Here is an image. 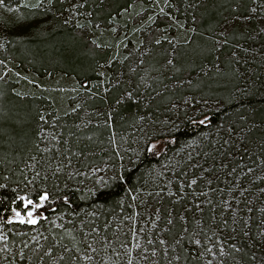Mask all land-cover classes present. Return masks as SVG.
Segmentation results:
<instances>
[{"label":"trees","instance_id":"trees-1","mask_svg":"<svg viewBox=\"0 0 264 264\" xmlns=\"http://www.w3.org/2000/svg\"><path fill=\"white\" fill-rule=\"evenodd\" d=\"M261 20L264 0H3L0 264H264ZM59 73L64 105L34 85Z\"/></svg>","mask_w":264,"mask_h":264},{"label":"rangeland","instance_id":"rangeland-1","mask_svg":"<svg viewBox=\"0 0 264 264\" xmlns=\"http://www.w3.org/2000/svg\"><path fill=\"white\" fill-rule=\"evenodd\" d=\"M260 24H261V27H263L264 26V20H261L260 21ZM174 37H175V39H177V40H182V38H184L185 37V34H181V35H179V34H174ZM171 38H172V36H171ZM220 38V37H219ZM172 39H174V38H172ZM172 41V40H171ZM176 41V40H175ZM73 78L70 76V77H68V76H65L64 74H62V73H59L58 75H54V76H49V77H46V78H43L42 79V81L39 79L38 81L39 82H36V83H34V85L37 87H45L44 89H50L49 91V93H50V95H54V96H56V97H58V98H60L61 99V104L62 105H64V104H66L67 103V101H66V99L70 96V95H77L78 96V94L76 93V85L77 84H75V82H74V80H72ZM37 81V80H36ZM103 91H105V90H103ZM92 92V91H91ZM79 94H81V93H79ZM81 95H83V94H81ZM92 95H95L94 93L92 94ZM76 96V97H77ZM68 100V99H67ZM186 104V106H187V103H185V102H183L182 104H179L178 106H181V107H184V105ZM65 106H67V105H65ZM62 108H64V107H62ZM95 111H97V114H94V115H96L97 117V119L95 118V120L93 121V122H95V123H102L103 122V119L102 120H100L99 119V117H100V115H101V113H102V109L101 110H99L98 108L95 110ZM99 111V112H98ZM83 114L84 115H86L87 114V112H83L82 113V116H83ZM85 122H87V121H85ZM113 134V131H112V133H111V136H113L112 135ZM120 135V134H119ZM44 137V136H43ZM110 138H112L111 140H112V142H113V144H114V147H116L118 144H116L117 143V137H110ZM46 140V139H45ZM42 141H44V140H42ZM119 143V142H118ZM135 140L132 138L131 140H129V141H120V143H119V148L117 149L118 151L120 150L121 152H122V148L124 149L123 151L125 152V151H134L133 149H134V145H135ZM44 146V145H43ZM104 147H105V145H104ZM122 147V148H121ZM104 149V148H103ZM107 149V148H106ZM102 150V149H101ZM104 151V150H103ZM120 158H122V156L120 157ZM121 160V159H120ZM112 162V160L110 159V157L107 155L105 158H103V159H101L100 160V162H98V163H94V164H91V163H89L91 166L90 167H88V165L86 166L87 168H88V170H86L85 171V169H86V167H85V169H83V170H81V174H79V175H81V176H87V177H92V175L93 174H95L96 176H98V178H100L101 176H106V174H108L110 171H111V169H113L112 168V166H110L111 165V163H109V162ZM34 165V164H33ZM111 168V169H110ZM161 168V167H160ZM160 168H158V169H160ZM60 169L61 168H56L55 169V173L57 172V173H60ZM74 169L72 168H70L69 167V169H67V172H68V174L67 175H70L71 176V174L73 175V173H74ZM30 189L32 190L33 189V187L32 186H30ZM41 197H47V194L46 193H44ZM41 197H40V201H35L33 198H26L25 199V205H27L28 206V208H27V210H26V212H21V211H19V210H16V211H14V213H13V215L10 217V219H12V220H20V221H27L28 223H30L29 221L30 220H34L35 222L38 220V218H39V214L37 213V208H39L44 202H45V200L46 199H41ZM28 201H32V203L31 204H28ZM238 201V200H237ZM249 203H251V201L249 202ZM231 206H233V205H231ZM250 209V206L248 207V210ZM29 213H31V215H29ZM248 219V218H247ZM247 222V221H246ZM249 226V225H248ZM220 233V232H219ZM220 235H225L224 233H223V231L221 232V234ZM5 237V234H4V230H3V225L2 224H0V241L3 239ZM218 241H219V238H218ZM237 248V247H236Z\"/></svg>","mask_w":264,"mask_h":264},{"label":"snow or ice","instance_id":"snow-or-ice-1","mask_svg":"<svg viewBox=\"0 0 264 264\" xmlns=\"http://www.w3.org/2000/svg\"><path fill=\"white\" fill-rule=\"evenodd\" d=\"M0 3H3V0H0ZM41 199H46V197H41ZM31 203H32V201H28V204H31ZM29 215H31V213H29ZM29 222L30 223H35L34 220H30Z\"/></svg>","mask_w":264,"mask_h":264}]
</instances>
